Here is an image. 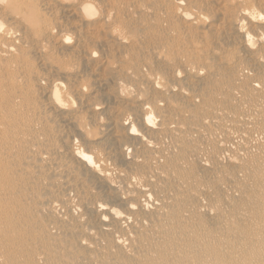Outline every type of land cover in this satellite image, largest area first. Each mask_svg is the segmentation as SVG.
Listing matches in <instances>:
<instances>
[{
	"label": "rangeland",
	"instance_id": "rangeland-1",
	"mask_svg": "<svg viewBox=\"0 0 264 264\" xmlns=\"http://www.w3.org/2000/svg\"><path fill=\"white\" fill-rule=\"evenodd\" d=\"M35 1L38 18H48L56 26L42 39L46 49L38 52L40 42L22 36L30 50L20 61L28 71L9 70L0 61V75L14 77L1 85L11 97L0 99V201L12 214L8 215L14 229L10 245L20 247L16 263L189 264L193 260L195 264H264V183L245 185L238 178L261 174L255 163L264 161V155L235 151L249 159L237 169L214 158L219 152L214 137L223 136L226 119L246 117L256 107L257 120H264V103L255 105V97L264 96V89L253 91L250 84L264 81V58L262 64L254 59L256 54L264 56V0H245L254 17L242 18L240 30L234 26L240 0H181L189 13L186 18L173 12L170 0H137L148 5V11L127 7V0ZM84 4L91 5L94 13L86 16ZM9 19L4 17L3 24L14 26ZM100 23L124 33L126 43L118 44L106 28L96 31ZM19 28L27 32L23 25ZM245 34L253 39L248 49L242 42ZM64 35L70 37L68 43L62 41ZM188 49L198 51L199 57L188 58ZM93 52L95 58L90 56ZM238 66L244 75L236 72ZM36 73L43 74L44 80L37 81ZM147 74L157 76L163 87L155 89L143 79ZM52 82L61 83V105L45 92L44 86ZM165 87L172 90L165 91ZM237 88L241 102L236 100ZM145 106L152 108L154 123L168 122L159 116L160 111L176 107L187 108L192 123L182 127L179 137L178 132L159 133L145 123ZM132 127L134 135L129 133ZM145 139L165 149L168 155L158 159L165 163L164 171L172 174L171 179L158 180L170 193L159 194L151 188V197L174 200L189 211L187 218L171 206L158 213L151 212L152 205L140 209L142 198L127 187L129 177L151 176L149 168L136 162L153 155ZM69 144L88 155L96 167L75 157ZM196 149L211 158L209 169L194 170L192 151ZM40 152L51 161H63L62 172L44 163ZM104 171L109 179L103 177ZM112 181L119 184V190L111 188ZM68 183L76 186L85 226L98 233L99 241H94L98 250L80 245L79 240L88 237L65 207L61 208L64 217L41 211ZM192 185L196 186L193 190ZM184 186L187 189L182 192ZM206 190V203L216 213L213 217L193 213L197 202L191 194ZM96 202L105 207L103 223L98 213L85 206ZM116 212L131 214L129 225L123 227L129 230L126 245L133 256H126L112 242L113 236L124 233L114 222ZM169 218L180 227L173 228L172 241L166 245L164 236L155 231ZM106 223L110 233L101 231L105 227L101 224ZM39 251L43 252L40 262L34 258ZM170 251H178L180 257L170 258Z\"/></svg>",
	"mask_w": 264,
	"mask_h": 264
},
{
	"label": "bare ground",
	"instance_id": "bare-ground-1",
	"mask_svg": "<svg viewBox=\"0 0 264 264\" xmlns=\"http://www.w3.org/2000/svg\"><path fill=\"white\" fill-rule=\"evenodd\" d=\"M54 2H58L59 4L64 3V0H52ZM149 2H152V0H148ZM241 4L240 6L235 10V16H236V22L234 23V26L236 29L240 30L244 27L242 18H248V17H254V13L247 7L245 0H240ZM169 4L171 6V9L176 14H179L183 18H186L189 14L187 10L183 6V2L181 0H170ZM35 0H0V61L5 62L7 68L9 70H16L19 73H23L28 71V67L25 65L26 63H22L20 61V58L25 56V53H27L30 48L26 44V42L23 40L22 36H27L31 40H34L35 42H40L38 45V48L36 49L38 52H42L46 49V46L44 43H42V39L53 33V30L56 26H54V23L50 21L48 18H38V12H37V6H36ZM127 7H136L140 11H148V5H145L143 2H137V0H127L126 2ZM83 11L86 13V16H90L92 13H94V9L89 4H84L82 7ZM8 16L11 19H9L10 24L13 23L14 26H6L3 24L4 17ZM108 16H104L102 20H106ZM21 25L27 29V32H22V30L19 28ZM18 26V27H17ZM97 26V25H96ZM106 31L113 34L115 36V39L118 44H124L126 43L127 37L124 33L119 31L113 26H106L104 23H100L99 31L102 29H105ZM262 39L264 37H261ZM70 40V37L67 35L62 36V41L64 43H68ZM243 44H245V49L250 48V46L253 44V39L249 34H245L242 39ZM193 50L187 52V57H199V52H192ZM257 55V54H256ZM254 56V59L256 61L262 62L264 56L263 55H257ZM92 58L96 57L95 52H93L90 55ZM185 59V58H184ZM187 59H185L186 61ZM163 61L166 64L170 63L169 59H163ZM179 62L184 63L182 59L179 60ZM225 64H231L229 61H226ZM262 64V63H261ZM174 69H172V72ZM236 72L240 75L243 74V69L241 67H236ZM129 77H134V73L131 71H127L126 73ZM34 77L37 81L44 80V75L36 73L34 74ZM14 79V77L10 76L9 74L0 75V99H3L5 97H11L10 95L5 94L2 89L1 85L7 84L11 82ZM144 80H147L149 83L152 84V86L155 89H159L160 87H163L162 83L160 82L159 78L157 76L147 74L145 77H143ZM251 89L253 91H259L264 89V81L256 80L255 83H250ZM47 88L45 92L48 94V97L50 100H53L57 104L61 105V99H60V87L61 83L52 82L51 84H47L44 86ZM172 90L171 87H165V91ZM239 93L236 96L237 102L242 101L241 91L239 88L236 89ZM181 94H184L180 92ZM13 95H17L14 93ZM14 98H17L16 96H13ZM255 105H261L264 103V96H256L255 97ZM256 108V107H254ZM252 108V111H250V114L244 116H230L228 119L225 120L223 123V128L221 131V135H216L214 137V141L216 145L218 146L219 152L214 156V158L220 162H225L230 166L231 169H237L241 168L246 165V163L249 162V159H245L244 156H238L235 151H245L250 150L253 154L256 155H264V120L259 122L256 118V116L260 113L257 109ZM144 112V121L148 126L155 127L157 132H168V133H176V136H180V131L183 126L190 125L192 123V116L189 114V110L184 107H176L175 110H169L164 109L160 111V115L163 118H166L169 120L168 122L163 123H154V118L152 116V108L149 106L143 107ZM2 113V108L0 107V116ZM214 118H217V115L214 116ZM202 123H205L204 118L201 119ZM2 124L3 122L0 121V130H2ZM100 126H104V124H101ZM196 132H199L196 130ZM130 134H136V129L133 127L129 129ZM3 135V132H1ZM144 144L146 147H148L153 155L151 158H141L136 159V162L140 166H146L150 169L151 176L149 179H143L141 177H129L126 179V185L129 189L135 190L139 196L142 198L141 203H139V208L142 210H145L147 205L153 206L152 213H158L162 210L164 207H174L176 213H178L182 218H187L189 211L185 209L184 206H178L177 203L172 200L171 202L168 200H162V201H154V199L151 197L150 189L154 188L156 189L157 193L159 194H168L170 193V189L165 187L164 185H161L158 183V180H166L171 179L172 174L165 172L164 167L165 163L162 161H159L158 157L163 156L166 157L168 153L165 152V149L157 142L145 139ZM57 151H61V147L58 146ZM69 151L71 153L85 161L89 167H96L94 166V163L92 159L84 154L81 150L77 149L74 145L69 144ZM194 154V170H206L211 167V158L206 155V153L203 151V149H196L192 151ZM40 159L44 163H50L52 166V170L54 172H62V169L64 168V162L63 161H51V158L45 153L40 152L39 153ZM255 168L258 171H262L261 174L253 177V178H247L245 176H240L239 181L242 182L245 185H261L264 183V161L258 160L255 163ZM104 178L109 179L108 172L104 171L102 174ZM112 189L119 190V184L115 181H112L110 184ZM183 186V185H182ZM0 185V189H1ZM196 188V186L191 187V190ZM187 187L184 186L182 189H180L182 192L186 191ZM74 191V193H71ZM232 194H236V189H230ZM208 191H202V192H193L191 194L192 200L197 202V206L193 209L194 214H207L209 217H213L216 215L215 212H213L212 208L206 203L207 200ZM78 192L76 190V186L72 183H68L62 190L56 192V197L52 200L48 201L45 205V207L41 210L44 212H47L55 217H64L65 213L61 211L62 206L65 207V211L73 216V221L75 224L81 227L82 232L87 235L86 238H81L79 240L80 245L90 251L98 250L97 244L94 241H99L98 233H96L94 230L88 228L85 226V220L83 219V214L79 212V208L82 207V204H80L78 201ZM184 200V199H183ZM188 201V200H186ZM86 207H90L92 211L95 213H98L100 218L99 220L103 223L105 220L104 216V209L105 207L100 203H85ZM8 207L0 201V264H19L16 263L15 259L17 258V255L20 253V247L19 246H13L10 245V239L12 237V232L14 229H11L10 227V219L9 214L12 215L7 211ZM131 212L133 210V207H130ZM192 213V214H193ZM130 215L131 214H124L121 215L118 212L113 214L114 222L124 230V233L118 236H113V243L119 247L122 253H124L126 256H133L134 251L129 248L127 244V240L129 238V230L127 227H123L127 224L129 225L130 221ZM105 227H101V231L103 233H110L111 229L109 228V224H101ZM180 227V223L176 221L174 218H169L167 220V224H161L157 231L158 235L164 236L163 237V243L166 245H169V243L172 241L171 235L173 234V228ZM4 229V230H2ZM58 230L54 232V234H57ZM103 251V248L100 250ZM171 253V251H170ZM169 253V254H170ZM170 258L176 259L180 257V254L178 251H173L170 255ZM34 258L37 261H41L43 258V252L39 251L34 254ZM98 262H102L101 259ZM189 264H195L193 260H190Z\"/></svg>",
	"mask_w": 264,
	"mask_h": 264
}]
</instances>
